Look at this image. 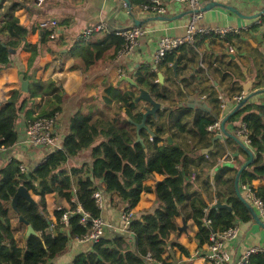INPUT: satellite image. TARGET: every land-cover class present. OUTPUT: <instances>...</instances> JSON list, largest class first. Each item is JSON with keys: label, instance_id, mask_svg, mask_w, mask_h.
Listing matches in <instances>:
<instances>
[{"label": "crops", "instance_id": "0c3cea01", "mask_svg": "<svg viewBox=\"0 0 264 264\" xmlns=\"http://www.w3.org/2000/svg\"><path fill=\"white\" fill-rule=\"evenodd\" d=\"M18 1L22 6L14 11V15L20 24L30 28L28 41L32 43L39 41L41 29L38 22L46 18H55L59 21L60 34L42 44L40 53L30 69L29 52L16 50L15 54L10 55L12 64L0 69V107L14 90L20 89L19 70H23L25 75H31L29 84L32 74L42 81L49 79L56 81L64 95L61 110L56 112V133L58 144L62 146L63 139L69 131L70 117L78 110L86 112L102 106L104 97H107L106 86L126 90L132 86L126 77L136 81L137 75L144 78L151 76L157 80H155L157 89L164 90L165 94L160 99L152 94L161 102L160 122L165 127L171 125L173 136L166 132L165 136H171L173 143L182 146L186 153L185 190L189 194H199L209 208L216 201L226 202L232 193L231 187H234L236 193L230 177L248 160V153L230 136L222 134L221 138L212 141V137L220 133L217 131H209L210 137L199 138L194 132L193 121L198 116L222 119L235 109L239 102L236 97L240 94L244 97L249 96L247 101L264 105V12H262L264 0L209 1L219 5L203 11L199 26H234L240 31L230 33L227 39L200 35L195 43L187 48L169 53L173 54L170 61L164 62L162 59L158 63L154 61V54L159 39L163 36L183 35L186 32L190 8L185 3L163 0L165 3L163 14L143 10L142 6L133 3L131 12L139 21L136 25L123 0H45L41 4H36L35 0ZM11 2L12 0H0V10L6 9ZM227 6L233 7L242 16ZM99 24L104 25V28L93 31L85 39L80 36L83 29ZM132 26L140 27L142 33L128 52L119 54V51H114L112 45L96 58L91 59L90 56L87 59L83 58L82 53L87 43L97 42L104 35L114 33L117 29ZM175 61L177 65L174 71ZM158 73L162 76L159 77ZM209 93H213L216 99L213 100ZM43 102L42 98H37V105H42ZM203 104L206 108L200 109ZM138 108L145 111L144 103L139 102ZM28 121L21 113L16 123L18 140L11 147H0V168L15 158L21 161L28 171L41 163L53 150L47 146L30 147L24 142ZM236 124L237 122L226 121L225 129L237 137L234 127ZM237 138L255 157L254 151L243 138ZM89 156L90 149L83 150L68 160L64 167L68 169L80 166L89 161ZM162 179L163 175L155 174L154 178L145 181V184L151 186L152 191L141 193L139 201L132 209L134 217L141 216L144 211L157 204L153 189L156 181ZM251 185L255 189L264 186V179L255 178ZM99 188L101 191L104 189L102 182H99ZM239 193L245 200H250L243 188L239 189ZM31 195L36 199L35 195L32 193ZM45 201L47 218L52 222L55 221V205L68 206L63 199L57 203L53 193L46 194ZM122 209L113 207L109 197H104L100 214L108 223L104 237L113 238L128 234L129 231L121 230ZM177 223V231L170 233L168 240L183 245L187 253L181 252L177 246H170L166 249L165 255H170L173 264H209L204 256L207 244L200 248L195 238L197 224L191 219L184 220L182 216L177 217ZM13 225L16 226L15 221ZM237 226L239 227L237 237L223 243L225 250L231 255L229 264H236L251 248L264 245V228L254 220L244 223L238 221ZM21 230L22 228H19L16 233L17 240ZM129 236L134 242L133 234ZM90 250L89 242L69 241L64 252L50 262L68 263L75 255Z\"/></svg>", "mask_w": 264, "mask_h": 264}, {"label": "trees", "instance_id": "16d2710c", "mask_svg": "<svg viewBox=\"0 0 264 264\" xmlns=\"http://www.w3.org/2000/svg\"><path fill=\"white\" fill-rule=\"evenodd\" d=\"M129 1L140 6L147 3V0ZM21 6L22 3L18 0H12L6 9L0 10V69L12 64L10 52L14 50L30 53V69L42 44L51 40L50 29L40 30L37 43L27 40L30 28L20 24L14 15V11ZM199 36L200 34L196 35L195 41ZM229 36L230 33L221 39ZM124 43L122 37L114 33L107 34L97 42L87 43L82 56L84 59L88 56L96 58L112 45L114 51H119ZM193 43L185 44L177 50ZM171 55H166L163 61H170ZM155 80L151 76H136L140 87L160 99L165 95L164 90L157 89ZM166 91L168 88L165 93ZM105 93L107 97H104L102 106L86 112L78 110L70 117L69 131L62 146L53 149L33 169L21 172L22 162L15 158L0 168V264H56L50 261L64 252L69 241L84 235L90 222L83 225L80 223L81 215L73 212L69 215L68 226L64 228L59 222L62 211L54 210L55 223L50 230L52 221L47 218L45 195L53 193L57 203L65 200L70 210L79 205L91 218H95L100 216L101 209L92 194L100 189L99 182L104 185L103 198L108 196L113 207L132 210L142 192L152 191L145 181L154 178L155 174L163 175V179L157 181L153 189L157 204L144 211L141 216H133L128 234L113 238L103 235L97 242L90 243V251L79 253L70 262L63 264H173L170 255H165L168 247L177 246L181 252L187 253L183 245L168 240L170 233L177 231V217L191 219L197 224L195 238L200 248L210 242L211 233L222 232L237 225L238 221H253L234 187H231L232 193L226 199V203L232 207L231 211L226 208H209L199 194H189L185 190L186 153L182 146L168 142L165 132L171 136L173 133L171 125L165 127L160 122L162 112H158L156 119L150 116L146 119V124L154 135L150 137L145 129H141L139 135L143 143L137 140L136 123L141 121L142 111L138 108V103L134 102L138 94L135 86L121 90L109 85L105 87ZM209 95L213 100L216 99L213 93ZM63 96L56 81H42L32 74L28 91L14 90L0 107V146L8 148L18 140L16 123L21 113L29 121L36 118L35 111L38 116L53 117L61 110ZM39 97L44 100L42 105H37ZM215 121L214 117L198 116L193 121L195 134L199 138L210 137L207 126ZM227 121L237 122L235 129L241 123L248 129V145L255 157L241 171L239 189L249 187L264 207V186L255 189L251 185L255 178L264 179V105L246 101ZM86 149H90L88 162L68 169L64 167L68 160ZM235 174L236 170L230 177L233 182ZM19 185H24L36 199L28 201L21 197L17 201V209L13 210L10 201ZM19 216L37 234H31L25 239L24 230L17 240L19 228L26 229V225L18 220ZM204 217L210 220L209 225L203 223ZM14 221L16 226L13 225ZM129 234H133L134 242L130 240ZM244 264H264V252L250 253Z\"/></svg>", "mask_w": 264, "mask_h": 264}, {"label": "built area", "instance_id": "2783aa9c", "mask_svg": "<svg viewBox=\"0 0 264 264\" xmlns=\"http://www.w3.org/2000/svg\"><path fill=\"white\" fill-rule=\"evenodd\" d=\"M36 4H41L45 0H35ZM180 3H185L190 8V13L188 16V23L186 26V32L179 36H163L159 39L158 45L154 54V61L158 63L165 58L169 53L176 51L179 47L190 44L195 41L196 35H215L217 37H224L229 33H238L240 30L234 26H223V27H201L198 25L199 20L203 16L202 7L205 3L211 0H176ZM143 10L150 11L156 14H163L165 12V3L163 0H147V3L141 5ZM38 27L40 29H50V39H55L59 36V21L55 18H46L38 22ZM104 25L99 24L92 27H87L83 29L80 33L82 38H87L93 31L103 29ZM115 35H118L124 39L123 48L119 50V54L128 52L136 43L142 30L138 26L127 27L123 29H117L114 31ZM232 50V48H230ZM157 81V80H156ZM244 98L243 94L236 97L237 101ZM36 118L32 121H28L26 125V137L24 142L30 147L47 146L53 149L60 148L61 145L58 144V136L56 133V115L53 117L38 116L37 113L34 114ZM220 122L221 118L217 119L213 124L207 126L208 131L220 132ZM237 137L243 138L244 142L248 144L250 142L248 135V129L244 123H241L236 129ZM4 148L3 146H0ZM21 172L27 171V169L21 165ZM194 178V174L192 175ZM246 191V196L251 200L260 219L264 221V207L262 201L255 196L254 192L246 186H243ZM97 206L101 209L104 204V198L102 191L95 190L92 194ZM71 200H74L72 198ZM55 210L62 211L59 222L64 225V228L69 224V215L73 212H77L81 215L80 223L83 225L90 222L87 232L76 238L77 241L95 243L101 236L104 235V231L108 226L106 220L101 216L91 218L89 213L85 212L81 206H77L74 210L69 209V205L65 206L62 204L55 205ZM121 218V230L128 231L130 222L133 218V212L131 209H122L120 213ZM55 220V218H54ZM203 223L206 225L210 224V220L204 217L202 219ZM52 222L49 229H52ZM239 232V227L235 224L227 228L222 232L211 233L210 242L207 244L206 252L204 254L205 260L209 264H229L231 262V255L224 248V241L228 239H233L237 237ZM254 252H264V245L256 246L245 252L237 261L236 264H244L247 262L250 253ZM160 264V262H158Z\"/></svg>", "mask_w": 264, "mask_h": 264}, {"label": "water", "instance_id": "95a60500", "mask_svg": "<svg viewBox=\"0 0 264 264\" xmlns=\"http://www.w3.org/2000/svg\"><path fill=\"white\" fill-rule=\"evenodd\" d=\"M127 7H128V11L131 13V15L133 16L132 12H131V3L129 0H123ZM215 5H219V3H215V2H209L207 4H205L202 7V10H208L211 9L213 6ZM228 9L234 11L236 14L242 16L236 9H234L231 6H227ZM264 12V9L263 11ZM255 15H252V17ZM246 17H251V16H246ZM133 19L135 20V24L138 25L139 21H137L134 16ZM259 37V36H258ZM12 55L16 53V51H11L10 52ZM176 65L177 62L175 61L173 64V69L175 71L176 69ZM159 77H161L162 75L160 73H158ZM176 75V74H175ZM31 75L27 74L25 75V72L23 70H19L18 71V80L20 82V90L23 92H27L28 88H29V81H30ZM126 80L129 81V83L133 86H135L138 89V94L137 96L134 98V102L135 103H139V102H143L144 103V109L145 111H142V119L139 123H136V132H137V140L141 141V143H143V139L141 138V136L139 135V131L141 129H145L150 136L152 137L154 134L152 132L151 129H149V127L146 124V119L148 116H151L152 118L156 119L158 116V112L161 110V102L157 101L152 94L145 88L140 87L138 85V83L131 79L130 77H126ZM249 96H245L244 98H242V100H240L237 104V106L235 107V109L233 111H231L230 113H228L227 115H225L220 122V128L221 131L220 133L216 134L215 136L212 137V141H215L218 138L222 137L223 135L226 136H230L232 138H234L236 141H238L240 143V145L243 147V149L248 153L249 158L248 160L237 170L236 174H235V178H234V185H235V190H236V194L237 196L245 203L246 207L248 208L253 220L255 221V223H257L258 225H260L261 227L264 228V222L260 219L259 215L256 213L255 209L249 204V202H247V200H245L239 193V188H238V179H239V175L240 172L246 168L249 164L252 163L254 155L253 153L250 151V149L246 146L243 145V143L234 135L229 134L226 129H225V122L227 121V119L234 114V112L243 104L248 100ZM206 105L203 104L202 107H200V109H205ZM167 140L169 143H173V140L171 138V136H167ZM157 183V181H156ZM155 183V184H156ZM25 198L28 201H34V198L32 197L31 193L25 188L24 185H19L14 193V195L12 196V199L10 201V204L13 208V210L17 209V201L19 198ZM211 208H226L228 210H232V207L227 204L226 202H222V201H216L215 203H213L211 205ZM18 220L22 223H24L26 225V229H25V233H24V237L25 239L28 238V236H30L31 234H37L35 232V230L33 229V227L28 224L22 216H19ZM68 233V231H67Z\"/></svg>", "mask_w": 264, "mask_h": 264}, {"label": "rangeland", "instance_id": "374dc122", "mask_svg": "<svg viewBox=\"0 0 264 264\" xmlns=\"http://www.w3.org/2000/svg\"><path fill=\"white\" fill-rule=\"evenodd\" d=\"M21 231H23V230H21ZM21 231H20V232H21Z\"/></svg>", "mask_w": 264, "mask_h": 264}]
</instances>
